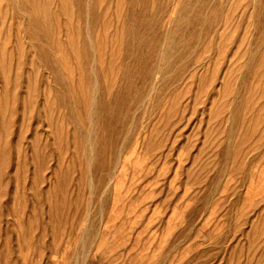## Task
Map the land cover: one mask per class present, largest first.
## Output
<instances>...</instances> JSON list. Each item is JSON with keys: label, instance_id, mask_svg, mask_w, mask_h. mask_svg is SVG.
Here are the masks:
<instances>
[{"label": "rangeland", "instance_id": "374dc122", "mask_svg": "<svg viewBox=\"0 0 264 264\" xmlns=\"http://www.w3.org/2000/svg\"><path fill=\"white\" fill-rule=\"evenodd\" d=\"M0 264H264V0H0Z\"/></svg>", "mask_w": 264, "mask_h": 264}]
</instances>
